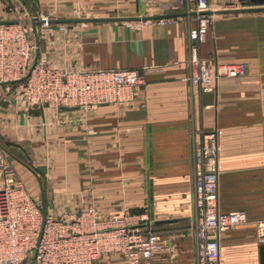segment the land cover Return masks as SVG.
Instances as JSON below:
<instances>
[{
    "label": "crops",
    "instance_id": "obj_1",
    "mask_svg": "<svg viewBox=\"0 0 264 264\" xmlns=\"http://www.w3.org/2000/svg\"><path fill=\"white\" fill-rule=\"evenodd\" d=\"M1 1L4 18L25 27L39 12L117 11L127 17L133 11L177 13L185 4ZM208 2L211 22L197 56L219 64L243 62L245 75L198 85L185 78L192 70L188 30L196 24L193 15L139 27L134 21L77 22L65 23L71 27L62 31L54 23L42 38L34 34L35 57L59 69H139L144 82L135 87L131 103H102L80 116L76 108L27 105L14 83L1 82L0 150L13 179L23 183L26 177L37 188L45 213L57 216L90 204L103 214L145 213L165 240L166 260L196 264L188 227L194 213L191 133L217 128L220 210L240 208L247 214L245 222L221 232L220 264H259L255 222L264 218V11L219 13L255 5Z\"/></svg>",
    "mask_w": 264,
    "mask_h": 264
},
{
    "label": "built area",
    "instance_id": "obj_2",
    "mask_svg": "<svg viewBox=\"0 0 264 264\" xmlns=\"http://www.w3.org/2000/svg\"><path fill=\"white\" fill-rule=\"evenodd\" d=\"M193 11L196 24L188 30L192 70L185 78L198 85L220 76L245 75L247 65L243 62L219 64L197 56L212 14L207 13L208 0H197ZM38 20L39 30L54 25L47 15ZM148 21L136 24L139 27ZM57 25L64 30V23ZM37 47L18 21L0 23V82L16 80L15 92L30 106H68L86 112L102 103H131L135 87L144 82L139 69L54 68L44 58L34 56ZM220 134L217 128L191 133L194 220L190 231L196 264H220L221 232L247 219L243 209L223 212L219 207ZM0 170V263L24 264L31 255L34 264H95L103 259L109 260L108 264H170L162 254L165 240L145 213L103 214L90 204L54 216L44 213L23 183L13 179L11 165L1 150ZM255 233L257 241L264 244V218L255 222Z\"/></svg>",
    "mask_w": 264,
    "mask_h": 264
},
{
    "label": "rangeland",
    "instance_id": "obj_3",
    "mask_svg": "<svg viewBox=\"0 0 264 264\" xmlns=\"http://www.w3.org/2000/svg\"><path fill=\"white\" fill-rule=\"evenodd\" d=\"M196 2L197 0H185L184 1V8H183V11L181 12H188V11H193V9L195 8L196 6ZM3 10L0 11V19L1 20H8V18H4L7 17L4 13H3ZM9 13H12L14 11H8ZM168 12H164V13H159V12H154V11H144V12H140V11H133V12H129L128 15H126L127 17H138V16H149V15H158V14H167ZM178 13V12H177ZM123 13H120V12H117V11H109V12H92V11H74V12H69V13H55V12H51V13H34L32 18L29 19V21H27V26L25 27L27 32H28V36L30 38L31 41L34 40V32L32 31V25L30 26V24H33V26H35L36 28V37L39 38L41 37L42 38V35L43 33H45V31L49 30V29H42V30H39V17L41 16H49L52 19H70V18H108V17H120L119 15H121ZM10 15V14H9ZM16 20V19H15ZM136 21H134V25L136 24L135 23ZM79 24L80 23H86V22H78ZM65 24V23H64ZM53 27V25L51 26ZM71 26L69 24H65L64 26V30L62 31H66L68 28H70ZM59 28V26H58ZM16 83H14L13 86H15ZM79 111V110H78ZM87 112V111H86ZM82 113H85V111L83 110H80L78 112L79 116L80 114L82 115ZM33 178V177H32ZM23 185L26 187V189L31 193V195L33 197H35L34 199L37 200V188L35 186H32V182L28 179L23 178ZM33 180H35L33 178ZM39 200V199H38ZM37 200V201H38ZM148 208V207H146ZM148 210V209H146ZM193 220H194V216H192V219H191V222L189 223V228L191 226V224L193 223ZM31 255L28 257V260L31 259Z\"/></svg>",
    "mask_w": 264,
    "mask_h": 264
},
{
    "label": "water",
    "instance_id": "obj_4",
    "mask_svg": "<svg viewBox=\"0 0 264 264\" xmlns=\"http://www.w3.org/2000/svg\"><path fill=\"white\" fill-rule=\"evenodd\" d=\"M241 2H246L252 5L253 7H247L242 9H227L220 10L219 13H238V12H258L264 11V0H239ZM211 14V11L207 12ZM194 11L191 12H178V13H167V14H158V15H147V16H138V17H108V18H70V19H52V23H77V22H103V21H146V20H157L162 18H175L181 16H189L195 15ZM15 20H1L0 23H15ZM16 80H9V82H14ZM1 83V82H0ZM68 106H60V110L69 109ZM1 146V144H0ZM37 168L41 171H45L46 167L44 165H38ZM43 194V192H42ZM42 204V208H43ZM43 212L45 210L43 208ZM258 256H259V264H264V244L260 243L258 245ZM31 264H34V258L31 259Z\"/></svg>",
    "mask_w": 264,
    "mask_h": 264
},
{
    "label": "trees",
    "instance_id": "obj_5",
    "mask_svg": "<svg viewBox=\"0 0 264 264\" xmlns=\"http://www.w3.org/2000/svg\"><path fill=\"white\" fill-rule=\"evenodd\" d=\"M12 83H16V82L14 81V82H12Z\"/></svg>",
    "mask_w": 264,
    "mask_h": 264
}]
</instances>
